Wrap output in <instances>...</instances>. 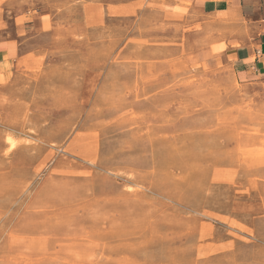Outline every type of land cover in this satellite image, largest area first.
I'll list each match as a JSON object with an SVG mask.
<instances>
[{
  "label": "rangeland",
  "instance_id": "rangeland-1",
  "mask_svg": "<svg viewBox=\"0 0 264 264\" xmlns=\"http://www.w3.org/2000/svg\"><path fill=\"white\" fill-rule=\"evenodd\" d=\"M5 37L0 264H264V83L222 58L245 19L0 0Z\"/></svg>",
  "mask_w": 264,
  "mask_h": 264
},
{
  "label": "crops",
  "instance_id": "crops-1",
  "mask_svg": "<svg viewBox=\"0 0 264 264\" xmlns=\"http://www.w3.org/2000/svg\"><path fill=\"white\" fill-rule=\"evenodd\" d=\"M179 8H187L199 15L227 14L233 19H245L254 42L244 38L239 48L225 52L222 58L229 61L238 80L247 83H264V0H163ZM176 1V2H175ZM181 3V4H180ZM189 4V5H188ZM188 5V6H187ZM14 39H0V75L14 73Z\"/></svg>",
  "mask_w": 264,
  "mask_h": 264
},
{
  "label": "bare ground",
  "instance_id": "bare-ground-1",
  "mask_svg": "<svg viewBox=\"0 0 264 264\" xmlns=\"http://www.w3.org/2000/svg\"><path fill=\"white\" fill-rule=\"evenodd\" d=\"M175 2H176V1H175ZM180 4H181V3H180ZM188 5H189V4H188ZM188 5H187V6H188ZM159 11H160V10H159ZM193 12H194V11H193ZM253 85H254V84H253ZM211 210H212V209H211Z\"/></svg>",
  "mask_w": 264,
  "mask_h": 264
}]
</instances>
